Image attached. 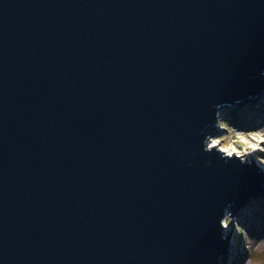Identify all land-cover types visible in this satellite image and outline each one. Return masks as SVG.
I'll list each match as a JSON object with an SVG mask.
<instances>
[{
    "label": "water",
    "instance_id": "95a60500",
    "mask_svg": "<svg viewBox=\"0 0 264 264\" xmlns=\"http://www.w3.org/2000/svg\"><path fill=\"white\" fill-rule=\"evenodd\" d=\"M263 98L264 0H0V264L222 263Z\"/></svg>",
    "mask_w": 264,
    "mask_h": 264
},
{
    "label": "rangeland",
    "instance_id": "374dc122",
    "mask_svg": "<svg viewBox=\"0 0 264 264\" xmlns=\"http://www.w3.org/2000/svg\"><path fill=\"white\" fill-rule=\"evenodd\" d=\"M234 111L236 110H225L223 116L218 119L219 124L217 123V127L219 129L215 136L217 149H224L225 151H223V153L226 155L231 153L230 149L238 151L237 153H240L239 156L237 153L229 156L237 157L242 162H245L243 160L245 158H241V153L248 148L249 144L257 145V148H255L259 153L258 160L264 165V131H259L261 128L264 129V123L259 126L261 127L259 130L252 131V125H241L242 119L234 116ZM254 136L257 137V139H253ZM250 165H252V163ZM261 211L264 213V208H261ZM232 220L234 235L231 236V238L234 241L233 244L235 243L236 245L235 248L242 253L241 257H236L233 264H264V236H259L260 233L254 235L251 231L249 232L245 226L235 221L236 217ZM255 236H257V238ZM229 259H232L231 255L220 264L227 262Z\"/></svg>",
    "mask_w": 264,
    "mask_h": 264
},
{
    "label": "bare ground",
    "instance_id": "6f19581e",
    "mask_svg": "<svg viewBox=\"0 0 264 264\" xmlns=\"http://www.w3.org/2000/svg\"><path fill=\"white\" fill-rule=\"evenodd\" d=\"M263 99H261V101L260 100L256 101L246 107L240 106L238 109H236V111L233 112L234 116L238 117L239 119H242L241 125H252L251 127V129H253L252 131H257L261 128L259 126H261V124L264 123V100ZM220 117L221 115L218 116L217 119H219ZM261 130L264 131V129L262 128L259 131ZM215 136L216 135H213L207 140L206 146L208 148H217V145H216L217 141L215 139ZM256 148L251 149L248 147L244 152L241 153V158H245L243 160L246 162V164L252 163V165L260 169V172L263 174L264 165L258 160L259 153ZM230 150H231V154L233 155H235L238 152L233 149H230ZM220 151L223 152L225 150L220 148ZM261 208H264V204L262 205L252 204V205H248V206H245L243 208L233 211L229 215L227 224L224 227V231L226 235L230 236V234H232V230H234L232 219L236 217L235 221H237L238 224H242L243 226H245L246 229L249 230V232L251 231L254 235L255 234L258 235L260 233L259 236L261 235L264 236V217H263L264 213H262ZM255 237L257 238V236ZM234 245L235 243L232 244V248L234 247ZM235 247L233 249V252L230 254L232 259H229L227 262L223 264H233L236 257H241V254H242L241 251H238L237 248Z\"/></svg>",
    "mask_w": 264,
    "mask_h": 264
},
{
    "label": "clouds",
    "instance_id": "9594fccd",
    "mask_svg": "<svg viewBox=\"0 0 264 264\" xmlns=\"http://www.w3.org/2000/svg\"><path fill=\"white\" fill-rule=\"evenodd\" d=\"M253 139H257V137L254 136ZM248 147H249V148H255V147H257V145H251V144H249ZM225 149H226V148H225ZM229 155H231V153H229ZM237 155L239 156L240 153H237Z\"/></svg>",
    "mask_w": 264,
    "mask_h": 264
}]
</instances>
